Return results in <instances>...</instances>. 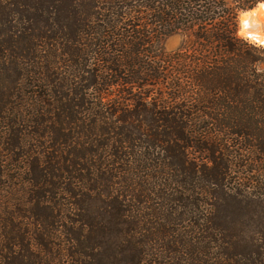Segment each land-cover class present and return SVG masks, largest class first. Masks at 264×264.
Wrapping results in <instances>:
<instances>
[{
  "label": "trees",
  "instance_id": "trees-1",
  "mask_svg": "<svg viewBox=\"0 0 264 264\" xmlns=\"http://www.w3.org/2000/svg\"><path fill=\"white\" fill-rule=\"evenodd\" d=\"M256 3L0 0V264H264Z\"/></svg>",
  "mask_w": 264,
  "mask_h": 264
},
{
  "label": "clouds",
  "instance_id": "clouds-1",
  "mask_svg": "<svg viewBox=\"0 0 264 264\" xmlns=\"http://www.w3.org/2000/svg\"><path fill=\"white\" fill-rule=\"evenodd\" d=\"M237 22V38L264 54V0H257L254 8L238 10Z\"/></svg>",
  "mask_w": 264,
  "mask_h": 264
},
{
  "label": "rangeland",
  "instance_id": "rangeland-1",
  "mask_svg": "<svg viewBox=\"0 0 264 264\" xmlns=\"http://www.w3.org/2000/svg\"><path fill=\"white\" fill-rule=\"evenodd\" d=\"M182 42V38L179 35L168 37L163 41L162 51L166 54L175 52L178 50Z\"/></svg>",
  "mask_w": 264,
  "mask_h": 264
}]
</instances>
